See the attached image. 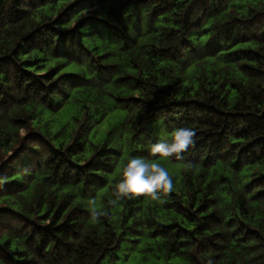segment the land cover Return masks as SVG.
I'll return each instance as SVG.
<instances>
[{"label":"trees","instance_id":"1","mask_svg":"<svg viewBox=\"0 0 264 264\" xmlns=\"http://www.w3.org/2000/svg\"><path fill=\"white\" fill-rule=\"evenodd\" d=\"M130 156L173 190L111 203ZM0 264H264V0H0Z\"/></svg>","mask_w":264,"mask_h":264},{"label":"clouds","instance_id":"2","mask_svg":"<svg viewBox=\"0 0 264 264\" xmlns=\"http://www.w3.org/2000/svg\"><path fill=\"white\" fill-rule=\"evenodd\" d=\"M196 130L188 125L175 127L164 139L150 144L152 157L179 158L196 142ZM173 190V180L168 171L152 159L130 156L122 166L120 178L114 185L111 203L122 198L132 199L138 195L149 196L153 201L160 199L161 193Z\"/></svg>","mask_w":264,"mask_h":264},{"label":"rangeland","instance_id":"3","mask_svg":"<svg viewBox=\"0 0 264 264\" xmlns=\"http://www.w3.org/2000/svg\"><path fill=\"white\" fill-rule=\"evenodd\" d=\"M72 110L70 108L63 109L59 113L55 114L52 117L50 126L53 130L59 127L61 124L65 123L69 120L70 116L72 115ZM121 110L115 109L110 113L102 122L99 123L96 132L97 137L101 138L110 129L114 124H116L120 118L117 117V114L120 113ZM47 120V118H45Z\"/></svg>","mask_w":264,"mask_h":264}]
</instances>
